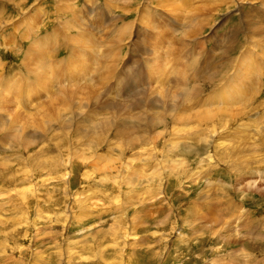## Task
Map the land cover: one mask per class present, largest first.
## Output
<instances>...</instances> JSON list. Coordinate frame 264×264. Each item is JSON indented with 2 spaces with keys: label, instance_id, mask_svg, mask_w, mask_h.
<instances>
[{
  "label": "rangeland",
  "instance_id": "rangeland-1",
  "mask_svg": "<svg viewBox=\"0 0 264 264\" xmlns=\"http://www.w3.org/2000/svg\"><path fill=\"white\" fill-rule=\"evenodd\" d=\"M73 2L0 0V34L9 26L23 31L31 48L23 62L40 81V97L54 83L43 43L29 38L38 25L58 23L63 45L85 66L73 68L65 81L71 86L58 97L28 108L0 65L7 87L0 90V264H264V129L253 105L238 106L256 88L248 48H256L264 65V0H76L83 13L93 5L106 22L116 16L104 44L114 72L132 52L155 66L160 82L147 93L130 91L138 93L131 103L91 83L99 44ZM59 36L53 31V44ZM205 36L210 54L203 68L194 54L206 48ZM8 38L0 36L1 62ZM169 40L179 42V52L193 61L189 67L203 69L188 75L186 64L168 52ZM12 57L6 54L4 62ZM170 59L172 69H161ZM232 64L240 72L222 117L221 106L212 109L205 95ZM179 66L185 69L176 73ZM154 164L160 180L146 182L135 171L144 167L150 174Z\"/></svg>",
  "mask_w": 264,
  "mask_h": 264
},
{
  "label": "bare ground",
  "instance_id": "bare-ground-1",
  "mask_svg": "<svg viewBox=\"0 0 264 264\" xmlns=\"http://www.w3.org/2000/svg\"><path fill=\"white\" fill-rule=\"evenodd\" d=\"M177 8V7H176ZM176 10V9H175ZM181 10V9H180ZM179 13H180V11H179ZM198 24V23H197ZM83 38V37H82ZM80 39V38H79ZM55 41V40H54ZM162 46H159V48L158 49H160ZM90 52V51H89ZM165 67H168V69L169 70H171L172 69V65H171V62H166L162 67H161V69H164ZM162 71V70H161ZM190 71V70H189ZM163 72V71H162ZM161 77H162V74H161ZM80 78V77H79ZM163 78V77H162ZM70 80V79H69ZM72 80V79H71ZM79 82V81H78ZM235 85H233V87H234ZM69 87V86H68ZM234 89V88H233ZM173 94V93H172ZM219 98H224V100L222 101V103H220V108L221 109H217V113H222V117H225L223 114H225L226 112H227V106H224L225 105V103H227L228 102V100H227V97L225 98L224 96H221V95H219L218 96ZM217 101V98H214L213 99V102H210V103H215ZM240 101V100H239ZM238 101V102H239ZM233 103V102H232ZM234 103L236 104L237 102H236V100L234 101ZM235 104H233V105H235ZM35 108V107H34ZM230 109V108H229ZM222 110V111H221ZM202 118H201V120H203V116H201ZM212 117H213V115H211V113L209 112V109H207L206 110V117H205V119L204 120H206V121H209V120H211L212 119ZM156 122H157V120H155ZM161 122V121H160ZM152 124H154V121H153V123ZM225 126V125H224ZM207 130H208V128H207ZM180 131V130H179ZM143 140V139H142ZM146 140V139H145ZM145 140H143V141H145ZM154 140H155V138H153V141H150V139H149V142L148 143H154ZM141 141V140H140ZM142 141V142H143ZM149 156H150V154H149ZM153 158V157H152ZM143 160H145V159H143ZM141 161V160H140ZM146 161V160H145ZM149 162V161H148ZM155 162V161H154ZM155 166H156V164H154ZM9 167V166H8ZM153 167V166H152ZM138 168V167H137ZM155 170H153V172L152 173H150V174H146V171H145V169H144V167H141V168H139V169H137V170H135L136 172H139L140 171V173L143 175V176H141V174H140V176H141V178H146V182H152L153 181V178L155 177L156 179L157 178H159V180L160 179H162V174H163V172H159L160 171V166H159V164H157V166L154 168ZM7 170H8V172L9 171H11V169L10 168H7ZM161 170H162V166H161ZM136 172H135V174H136ZM67 174H65V176H66ZM25 178H26V180L28 179V173L26 172L25 173ZM63 179V178H62ZM137 179V178H136ZM138 181H139V179H138ZM112 183H114L113 185H115L117 182L115 181H113ZM118 184V183H117ZM30 186H31V184H30ZM160 186V185H159ZM26 191V190H25ZM29 192V190L27 191V192H22L21 194H20V200L22 201H26V199H27V193ZM83 207H84V205H83ZM86 207V206H85ZM24 210H27V208L26 207H22ZM87 211L88 210H86V209H84L83 210V214L86 216V214H87ZM26 213V212H25ZM23 214H24V212H23ZM26 215V214H25ZM78 222V221H77ZM28 223H26V225H27ZM25 225V226H26ZM26 230H27V228H26ZM36 231V230H35ZM40 233V232H39ZM22 233H21V230H18V231H16V236L18 235H21ZM24 237H26L27 236V234L26 233H24V235H23ZM20 239V238H19ZM33 242V241H32ZM36 243V242H35ZM32 244V243H31ZM38 249H39V247H38ZM244 249H242L241 251H243ZM122 251V250H121ZM245 251V250H244ZM121 255H122V253H121ZM247 255V254H246ZM246 255H244V256H240V257H243V258H245V256ZM250 260H252L251 258H249Z\"/></svg>",
  "mask_w": 264,
  "mask_h": 264
}]
</instances>
